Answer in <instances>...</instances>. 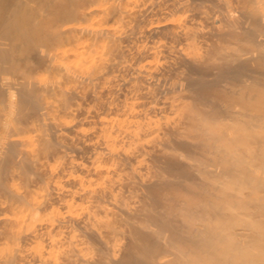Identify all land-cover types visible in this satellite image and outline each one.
Returning a JSON list of instances; mask_svg holds the SVG:
<instances>
[{"label": "bare ground", "instance_id": "obj_1", "mask_svg": "<svg viewBox=\"0 0 264 264\" xmlns=\"http://www.w3.org/2000/svg\"><path fill=\"white\" fill-rule=\"evenodd\" d=\"M259 2L251 1L254 9ZM249 3L0 0V264H132V255L145 264H264V223L252 220L241 195L207 202L216 215L238 218L234 227L181 196L184 233L201 250L166 241L170 250L148 252L147 235L144 242L132 229L148 228L144 189L165 176L169 157L218 181L201 160L228 135L210 138L217 122L186 86L187 64L211 67L238 55L225 10ZM254 9L248 13L263 14ZM181 142L203 145L205 157ZM236 198L241 210L232 207ZM200 206L203 214L193 211ZM211 225L216 232L201 236Z\"/></svg>", "mask_w": 264, "mask_h": 264}, {"label": "rangeland", "instance_id": "obj_2", "mask_svg": "<svg viewBox=\"0 0 264 264\" xmlns=\"http://www.w3.org/2000/svg\"><path fill=\"white\" fill-rule=\"evenodd\" d=\"M249 1L251 10H248L252 12V10L254 9L252 4L256 2L253 1L251 4L252 0ZM257 4L260 7L262 4L263 5L260 10H256V6L254 9L255 12L261 11L263 12V14L259 12V14H249L248 10L242 9L239 10L240 13L239 11H234L232 9L225 10L228 12L226 14L230 18V21L234 20L232 21V23L230 22V24H228L230 25L228 26L229 31L227 30L228 27L226 29L228 31L227 33L229 34H227V38L229 39L230 37L232 41H238L236 43L240 44V46L238 45L237 47V49L240 47L239 54H242V52L244 54H238L239 56L236 54L235 56H233V58H228L229 60L219 61L220 64H216L215 66L210 65L212 68L209 66H204L205 68L196 67L195 65L191 66L190 64H187L188 68H190V71H186L188 72L185 76V79L187 80V82L185 80L186 86H189L188 88H190V90L192 89V92L194 94L199 96V98H202V107L205 111V114L207 113V116L217 122L214 126L216 133L210 138L215 141L220 139L221 136L223 137L224 135H228L225 137L226 146L225 144L224 146H222V143L221 145L218 144V146H213L214 148L210 145H208L209 147L206 146L205 149L208 148L207 150L213 152L214 156L211 154V156H208V158H203L205 156L200 154L203 150V145L199 144L198 146H193L192 144H188L187 142H181L177 144L181 149L183 148V150H186L188 152L187 154L190 155V153H192V156L195 154L194 156H198L200 160L201 158H203V160H201L202 166L200 167V170L202 169V171L206 173L210 172V177L212 172H217L216 175H212L214 177L216 176L214 180L218 179V181H216L215 183L211 182L212 178L209 180L203 179L195 166H190L189 163L184 162L179 158L171 156L173 158L172 159L168 156L169 158L165 160L164 158L167 156H163V159L161 157L162 160H165V162L161 161L164 164L163 168L165 176L156 180L157 182L154 181V184H149L144 189L147 190V192L145 191L147 197H150V199L147 198V200L149 201H147V203L148 205L150 204V211L148 213L146 212L143 217L137 215L134 218H138V220H140V217L141 220L144 218L143 220L148 224V228L152 229L148 230V228H145L144 230L143 228H139L141 231L143 230L141 232L140 230L138 231L137 228L132 227L137 236L140 234V238H142V235H147V239H145V237L142 238L144 242L145 240H147L145 244L150 242L149 244H147L148 246L144 245L146 250L149 249V245H151V247L154 246V249H156L155 247H157V249L161 248L160 251H168L170 250V248H166V244L165 247H162V245H164L162 243H165L166 241V243L168 244V241H170L172 244L180 243L183 246L194 247V249L196 250L203 249V242L198 241L192 243L188 241L189 235L188 237H186L185 235L187 234V232L184 233V231H187L188 228L185 226L186 224L181 221V218L178 215V209L181 208V203H183L181 202V196L183 198L184 195L188 198L191 197L192 200L196 203L204 204L205 206L207 205V208L210 209L207 210L208 212H210V217H217V220L222 219L231 227L238 225L239 219L226 215H216L215 210H213V208H209V204L207 202L212 198L218 197V193H220V195H241L243 196L242 199L244 201H249L247 206L244 205V207L246 206V210L249 211L252 220H254V222L256 223H264V2H259ZM43 24L45 23L43 22ZM231 32H234L233 34H235L233 35V37ZM236 46L237 45L234 44V47ZM241 94L243 97L239 96ZM260 98L263 101L260 100ZM237 111L240 113L238 114ZM238 126H240L241 128L243 127V129L241 131H238ZM233 130H235V134L229 135L227 133L228 131ZM214 141H212V143H214L215 145L216 141ZM225 147L228 149L226 150V152L224 151ZM165 169L168 172H166ZM222 179L224 180L223 182H226L221 189L219 183L217 182L221 181ZM150 187L152 190L150 189ZM154 197L156 199H154ZM256 201H259L260 204L256 203ZM239 202L240 201H237L236 198V200L232 203V207H236L235 210H241V205ZM221 203L223 202H220V204ZM168 207H171L172 209H169ZM200 208L202 209V213L199 214H203L205 210L202 206L198 207V209ZM175 209L177 210L175 212H177L178 218L175 216L176 214L173 215ZM201 209L199 211L196 209L193 211H196L198 213L201 211ZM158 210L159 212H161V214L158 213ZM169 210H173L172 215L174 217H171V221L169 220L170 217L166 215L170 213ZM151 215L153 216V218H155L153 219L145 217ZM149 219H152V221H150ZM160 221H163V223H160ZM164 223L167 224L165 225ZM168 226H171V228H169ZM174 231L178 236L175 235L176 233ZM136 232H139V234H137ZM143 232L145 234H143ZM153 232H157L156 234L160 235L158 236L156 234H151ZM215 232L216 230L212 225L211 227L203 228L200 230L201 236H211ZM184 235L185 237H183ZM158 237L159 239L161 238L162 241L159 240ZM157 249L156 251H151H155L154 253H158L159 251H157ZM130 257L134 259V262L132 264H138L141 261L144 262L141 263L145 264V262L147 261H144V259L139 256H134L136 259L140 258L138 260H135L133 255L129 256V259ZM139 260L141 261L135 263V261ZM129 261L132 262L133 260L130 259ZM149 263L153 264L154 262L151 261ZM114 264H122V262H117ZM126 264L131 263L127 262Z\"/></svg>", "mask_w": 264, "mask_h": 264}, {"label": "clouds", "instance_id": "obj_3", "mask_svg": "<svg viewBox=\"0 0 264 264\" xmlns=\"http://www.w3.org/2000/svg\"><path fill=\"white\" fill-rule=\"evenodd\" d=\"M229 239H231V238H229Z\"/></svg>", "mask_w": 264, "mask_h": 264}]
</instances>
